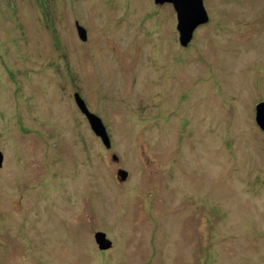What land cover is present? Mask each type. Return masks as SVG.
Segmentation results:
<instances>
[{"label":"rangeland","instance_id":"1","mask_svg":"<svg viewBox=\"0 0 264 264\" xmlns=\"http://www.w3.org/2000/svg\"><path fill=\"white\" fill-rule=\"evenodd\" d=\"M202 2L0 0V264H264V0Z\"/></svg>","mask_w":264,"mask_h":264},{"label":"water","instance_id":"2","mask_svg":"<svg viewBox=\"0 0 264 264\" xmlns=\"http://www.w3.org/2000/svg\"><path fill=\"white\" fill-rule=\"evenodd\" d=\"M153 3L155 5L167 3L172 6L176 19L175 27L178 33V43L182 47H186L190 42L194 29L208 20L202 0H153ZM75 29L79 40L84 41L86 39L84 28L75 23ZM73 100L78 110L87 120L90 130L100 139L103 146L108 148L110 145L109 137L100 118L86 108L84 101L77 92L73 93ZM253 118L255 125L264 135V100L254 105ZM1 162L2 154L0 152V165ZM118 176L124 179L126 176L125 171L118 170ZM94 241L99 249L109 248L111 245L110 240L100 231L94 234Z\"/></svg>","mask_w":264,"mask_h":264},{"label":"flooded vegetation","instance_id":"3","mask_svg":"<svg viewBox=\"0 0 264 264\" xmlns=\"http://www.w3.org/2000/svg\"><path fill=\"white\" fill-rule=\"evenodd\" d=\"M9 245H10V244H7V245H6V243H5L4 245H3V244L0 245V247H1V249H3V250H4V249H9V248H10ZM111 247H112V245H110V247H109L108 249L110 250ZM0 257H1V256H0ZM6 258H7V257H5V258L3 257L2 260H1V263H3V261L6 260Z\"/></svg>","mask_w":264,"mask_h":264}]
</instances>
